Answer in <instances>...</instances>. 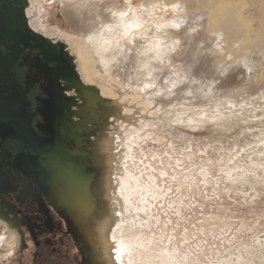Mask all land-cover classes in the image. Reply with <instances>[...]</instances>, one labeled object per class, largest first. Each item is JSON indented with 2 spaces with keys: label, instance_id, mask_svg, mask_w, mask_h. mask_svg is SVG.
<instances>
[{
  "label": "rangeland",
  "instance_id": "obj_1",
  "mask_svg": "<svg viewBox=\"0 0 264 264\" xmlns=\"http://www.w3.org/2000/svg\"><path fill=\"white\" fill-rule=\"evenodd\" d=\"M26 1L29 27L46 29L43 37L60 40L84 85L77 46L90 63L89 75L110 80L117 99L124 96L123 89L131 88L125 72L134 62L124 61L118 48L109 54L113 64L102 63L98 55L89 54L93 49L87 39L100 36L102 42L114 40L118 28L112 29L111 38L100 34L109 33L114 24L113 15L122 2L141 10L145 6L143 0H69V14L52 0H45L44 7ZM156 1L152 0L155 4ZM170 1L179 3L170 11L158 9V17L150 19V24L165 23L159 36L176 43L175 51L167 56V73L168 77L181 79L180 95L187 99L167 103L166 107L157 102L155 106L161 107L158 109H150L143 102L144 107L137 105L143 113L134 117L124 113L116 98H104L98 87L90 86L103 100L100 109L105 111L106 118V124L95 136L98 141L94 146L100 155L101 179L97 186L90 185V191L93 195H100L101 191L106 202L110 173L107 161L115 158V152L108 149L111 135L119 137V151L124 157L117 177L123 178L130 172L137 179L132 185L136 189L117 191L116 200H131L130 207L126 205L127 210L120 217L105 212L101 205L93 213H99L92 226L95 239L110 260L117 248L114 241L120 246L139 239L152 245L150 253L156 252L155 256L168 251L182 264H261L264 260V74L255 75L249 68L254 62L264 63V0H165V3ZM228 14L237 27L249 31V45L261 39L259 52L248 68H243L245 71L236 66L234 57L217 56L203 46L205 40H211L209 32L220 30L219 18ZM176 19L179 25L173 23ZM216 19L219 26L214 24ZM154 31L153 28L147 33L152 41L156 37ZM61 34L72 36L78 41L77 46L61 41ZM126 43L124 37L119 45ZM135 43L139 41L135 39ZM242 46L231 47V54L243 58ZM129 57L134 58L132 53ZM108 95L112 93L109 91ZM145 108L149 109L145 111ZM131 193L133 196L129 197ZM81 208L78 203L77 209ZM3 228L0 226V235ZM103 233L110 236L108 244L103 242ZM19 246L5 264H38L34 251L30 252L28 234L18 250ZM97 260L92 250L91 264H98Z\"/></svg>",
  "mask_w": 264,
  "mask_h": 264
},
{
  "label": "flooded vegetation",
  "instance_id": "obj_2",
  "mask_svg": "<svg viewBox=\"0 0 264 264\" xmlns=\"http://www.w3.org/2000/svg\"><path fill=\"white\" fill-rule=\"evenodd\" d=\"M27 6L0 0V217L23 231L18 250L28 234L38 264H91L99 213L77 206L98 205L89 186L101 179L104 102L80 85L66 47L29 27Z\"/></svg>",
  "mask_w": 264,
  "mask_h": 264
},
{
  "label": "bare ground",
  "instance_id": "obj_3",
  "mask_svg": "<svg viewBox=\"0 0 264 264\" xmlns=\"http://www.w3.org/2000/svg\"><path fill=\"white\" fill-rule=\"evenodd\" d=\"M44 1L45 0H32V2L37 3L42 7H44L43 6L45 4ZM52 1L58 3L61 6L63 12L69 14L68 12L69 0H52ZM143 2L145 3V6L141 10H134L132 8H129L127 2H122L121 8L117 10L113 15L114 24L109 28L110 30L109 33L106 35L100 34L102 37L108 36L109 38H111L109 35L113 33L112 29L115 28L116 31V29L118 28L117 31L119 32V34L114 40L108 41L107 39V42H102L100 36H96V37L90 36L87 39V41L92 45L91 49H93V50H89V54L92 56H94L95 54L98 55L100 58H102L101 61L102 63L107 61L109 64H113V61L110 59L109 54H111L112 51L114 50H118V48H121L120 56L124 59V61L129 59V61L131 60V62H134V65L132 64L131 69L125 72V75L128 77L127 79L129 80L128 84L131 86V88L126 87L125 89H123L122 93H124V96H120V98L118 99H117V95L114 94L115 87L111 86L112 83L110 80H102L97 75H89L92 69L90 63L87 62L86 57L83 55L82 51L77 46L78 41L73 39L72 36L70 35L69 36L65 34L60 35L62 38L61 41L64 40L69 44H71V46L72 44L77 46V52H78L77 56L80 58L79 60L82 63V66L79 68V70H81L80 72H82V74L85 76L84 81L86 83V85H84L78 77V81L80 85L82 86L84 85V87L85 86L98 87L101 90V96H103L104 98H109V96L116 98L118 100L119 105H121L122 108L124 109V113H127L128 115L134 117L137 116V113L142 112L141 107H137V105L144 107L143 102H145L146 106H148L150 109L151 107L158 109L161 107H156L157 102L163 103L166 107V105L168 104L178 102L179 99L182 100L187 99L186 97L184 96L182 97V95H180L182 86L181 85H180L181 87L179 86V81L181 79L179 78L180 79L179 80L176 78L168 77L169 68L167 69V64H168L167 62L169 59L167 56L170 52L175 51L176 43L170 42L169 41L170 39L168 40V38H161L159 36V33H161L162 29L166 26L165 23L160 21H156V22L154 21L152 25L150 24V19L153 20V18L155 19L158 17V14L156 12L158 9L162 10L164 8H167L170 11L171 8L176 7L177 3L179 2L170 1L168 3H165V0L163 1L157 0L156 4L153 3L152 0H143ZM109 6L110 5H107L106 7L108 8ZM46 14L43 15L45 16ZM40 15L43 16L42 13H40ZM219 19H221V21L219 22V20L216 19L214 24L219 26V24H217L219 22L221 26L219 28L220 30L219 31L212 30V32H209V37H211V40L210 42L205 40V43L203 44L204 48H207L209 51H213V53L217 56L225 55L227 59L228 58L231 59L232 57H234L235 58L234 60L236 61L235 63L236 66L242 69L244 67H247L250 61L254 60L253 57H255V54L259 52L258 45L261 39L259 38L257 43L254 42V43H250L249 45V43H247L250 36L249 31L246 30L243 31L241 28L237 27L233 22V17L231 16V14L224 15ZM173 23L179 25L178 19L173 21ZM153 28L156 29V31H154L156 37H153L154 41L150 40L148 36L149 34H147L151 30H153ZM32 29L37 34L40 35H43V33L46 30L45 29L39 31L38 29H34L33 27ZM238 32H242L240 36L238 35ZM124 37H127L126 45L124 46L119 45L120 41ZM135 39L138 40L139 43H135ZM59 41H55L51 39V42L53 43ZM239 43L243 44L244 46V48L241 49L242 54H244L243 58H237L235 55L233 56L231 54L232 53L231 47H234L237 44L240 46L241 44ZM227 47H229L228 51L226 50ZM129 53L130 55L131 53L133 54L134 56L133 59L132 57H129ZM116 62L118 61L116 60ZM258 63L257 62L256 63L254 62V64L251 63L253 64V66L249 69L252 73L254 71L255 75L258 74L263 75L264 63L262 62L260 64ZM257 64L258 67L256 69ZM110 70H112L111 66H110ZM243 70L245 71V69ZM75 71L77 73V69H75ZM96 82L100 83L99 86L96 85ZM109 91L110 93H112V95H108ZM129 92H131V94H128ZM154 93L156 94L162 93V94L161 96H157ZM73 94L74 93L72 92L68 93V95H73ZM191 99L193 100L195 99V97ZM149 108H145V111ZM111 136L112 137L108 142V146H109L108 149L109 151L113 150L115 152V158L107 161V163L109 164L108 167L110 169V173L108 176L109 184H107L106 186L107 187L106 190L108 192L105 197L106 202L105 201L103 202L102 200L103 197L101 191H100V195L99 193L96 194L98 197V202H97L98 205H95L92 201L86 202L83 200L82 201L79 200L78 202L79 206H82L80 212H82L85 215L84 216L85 218H91L93 216V213L99 207V205H101V207L105 209V212L110 211L114 213L115 217H120L121 213L127 210L125 206L131 204V200H129V198H127L125 201L123 199L116 200L118 195L117 191L119 189H122L123 191H129L137 188V187L132 188V185L134 183H137V179L130 172L129 173L126 172L123 178L117 177V175L123 168L124 157L119 151V145H120L119 137L117 136V134ZM227 174L229 176H232V172L228 173L227 171ZM90 188L91 186H89V192L93 196V193L90 191ZM130 196H133V194L131 193L129 197ZM0 226L4 227L3 233L0 235V249H1L0 264H5L7 261L6 258L10 257L11 254H13L15 248L22 242L23 231L17 230V228H11L12 225H10L1 217H0ZM103 235H104L103 242L108 244L110 242L109 239L110 236L106 235V233H103ZM93 236L94 238H92V242L90 241L91 249L93 250V257L96 256L98 259L97 260L98 264H102V262L104 261H105L104 264H154L156 260H158V263L156 262L157 264H174V261L175 264H182V262L181 263L179 262L178 258L174 257L175 258L174 259L173 255H171L168 251L161 253L159 252L160 255L155 256L156 252H154L155 254L152 252L150 253L152 245L150 243H143L145 240L140 242L139 239H136V241L130 240L129 242L125 244H121L120 246L118 245L117 241H114L115 239H113V241L116 242L117 248L114 249L115 256L110 260L107 254H105L104 249L99 248L100 245L99 243H97V240L95 239L96 235L94 232H92V237ZM98 255H102L100 256V259L98 258ZM183 264H186V262ZM261 264H264V260L263 263Z\"/></svg>",
  "mask_w": 264,
  "mask_h": 264
}]
</instances>
